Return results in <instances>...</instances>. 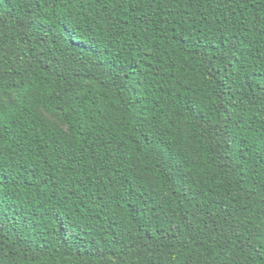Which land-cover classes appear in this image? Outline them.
I'll list each match as a JSON object with an SVG mask.
<instances>
[{
	"label": "trees",
	"instance_id": "trees-1",
	"mask_svg": "<svg viewBox=\"0 0 264 264\" xmlns=\"http://www.w3.org/2000/svg\"><path fill=\"white\" fill-rule=\"evenodd\" d=\"M0 264H264V0H0Z\"/></svg>",
	"mask_w": 264,
	"mask_h": 264
},
{
	"label": "snow or ice",
	"instance_id": "snow-or-ice-1",
	"mask_svg": "<svg viewBox=\"0 0 264 264\" xmlns=\"http://www.w3.org/2000/svg\"><path fill=\"white\" fill-rule=\"evenodd\" d=\"M113 5V8L125 7L128 3L132 2V0H110ZM139 0H137V3ZM126 10V9H125Z\"/></svg>",
	"mask_w": 264,
	"mask_h": 264
}]
</instances>
